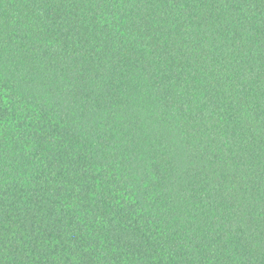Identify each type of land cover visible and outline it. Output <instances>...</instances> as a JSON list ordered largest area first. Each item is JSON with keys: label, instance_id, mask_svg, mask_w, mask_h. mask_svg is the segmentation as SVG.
<instances>
[{"label": "trees", "instance_id": "trees-1", "mask_svg": "<svg viewBox=\"0 0 264 264\" xmlns=\"http://www.w3.org/2000/svg\"><path fill=\"white\" fill-rule=\"evenodd\" d=\"M0 264H264V0H0Z\"/></svg>", "mask_w": 264, "mask_h": 264}]
</instances>
